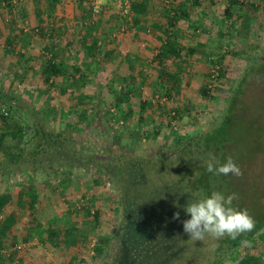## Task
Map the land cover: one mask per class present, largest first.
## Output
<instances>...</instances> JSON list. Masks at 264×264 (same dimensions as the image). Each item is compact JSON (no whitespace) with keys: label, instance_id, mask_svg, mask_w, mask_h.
<instances>
[{"label":"trees","instance_id":"16d2710c","mask_svg":"<svg viewBox=\"0 0 264 264\" xmlns=\"http://www.w3.org/2000/svg\"><path fill=\"white\" fill-rule=\"evenodd\" d=\"M32 1L36 5L35 13L40 27L38 33L40 36H45L43 28L45 20L52 18L60 5V0ZM83 1L85 2V0L79 1V4ZM204 1L185 0L175 4L172 0H130V14L125 16V21L131 27H135L137 32L147 30V27L142 24L146 23L149 15L151 16L155 11L156 17L149 29L152 32H158L164 38L158 52L152 58V62L155 63L153 67L159 72L162 71L166 60H180L195 54V50L188 47L191 44L184 46L178 43L174 31L175 20L179 16H184L188 9L191 15L189 21L196 22L198 10ZM17 3H20L19 0H0V6L3 5L11 11ZM88 4L92 12V7L89 2ZM242 6L243 4H240L238 0L228 1L224 9V20H230L233 23L234 17L242 21L246 17L249 22L252 15L246 11L236 16V12L240 11ZM249 7H253L252 4ZM252 10L253 8L250 12ZM102 14L103 11L96 17ZM233 26L234 23L232 30ZM91 33L92 31L89 30L82 42L85 58H87L85 66H87V60L90 61L95 57L100 43L90 36ZM15 43L10 30L3 29L0 47L6 55L14 53ZM45 49L47 52L45 55H49V58L46 60L44 56L43 60L46 62L39 71L42 83L50 87L51 91L55 79H61V83L55 82L58 84V94L71 99V96L77 93L75 90L80 88V86L74 87L71 81H83L87 75L81 68L69 67L65 61L57 62L52 48L45 46ZM224 58L225 56L222 55L210 60L211 65L216 64L220 67L217 78L219 82L225 79L227 73L223 64ZM30 70L32 69L22 68L20 73L25 75ZM118 75L122 85L114 98V103L119 110L120 118L113 114L109 104L95 99L94 96H83L77 98L79 101L76 102L69 100L74 105L60 111L61 117L65 114L73 116L79 126L91 119L90 116L92 117L90 121L97 120L99 126L101 123L106 125L105 133L112 134V143L103 156H97L94 152L90 153L88 145L86 146L82 140L72 141L73 137L64 133L66 129L72 128L71 126L64 127V132L58 130L52 133L47 131L41 123L31 121L33 120L31 115H24L25 109L21 110L16 100L8 97L4 91H0V177L6 176L9 180L0 193V264H25V259L19 257L18 251L14 248L18 244H28L31 239L38 238L41 241L45 236L49 244L56 247L62 245L63 242L67 245L71 243V238L80 228L74 226L55 228L54 225L43 228L39 222L37 223L34 213L39 209L41 202L39 194L43 190L36 188L39 187L38 181H40L37 176L45 174L47 177L46 180L44 179V185L49 186V174L55 175L54 179L59 185L57 190L62 193V191L65 192V186L71 179L67 171H72L75 167L93 169L96 179H102L103 176L108 178L112 184L111 190L116 192L110 207L102 211H92V215L90 213L97 227L103 226L107 230L112 228V225L114 226L119 220L120 209H122V224L119 230L112 235L115 240L112 243H115L116 248L110 245L106 249L103 245L111 243L109 237L105 238L102 243L93 245L92 250H87L93 252L91 258L94 262L98 264H226L228 260H231L235 264H257L256 261L253 262L255 258L250 256L239 257L245 248L241 241L247 240L252 243L256 237L259 242V245L255 247L258 262L264 263V231H262L264 230V219H260L255 229L248 235L240 236L236 240L225 236L219 240L206 237L203 241H194L183 232L182 226V221L190 218L184 212V207L188 202L210 195L214 190L221 191L225 195L235 193L237 196V191L233 192L237 176L210 173L206 169V162L214 157L220 163H224L227 157L231 156L237 163V155L233 153L232 148L236 145V138L239 135L238 122L244 120L242 115L244 103L240 99L244 90L241 88V82L231 95L224 117L217 125L202 130L192 138L175 139L172 145L167 144L163 146L164 148L162 147L166 150H163L161 146L160 148L150 147L148 152L146 144L149 145L150 142L155 141L160 130L157 124H155L158 128L156 131L155 129L149 130L146 126L151 101L137 99L138 104L130 102L132 95L137 96L134 85L129 84L131 80H135L132 55L126 54ZM178 77L179 75L170 74V79L174 84L179 83L175 82L180 79ZM210 77L211 73L207 71L206 84L201 89L203 96H207L211 91L208 88L211 83ZM169 92L163 93V96L169 99L171 97ZM151 96L155 97V93L152 92ZM17 101L22 102L20 99ZM239 111L240 115L236 113ZM17 112L21 114L14 119V114ZM136 114L137 118L134 119ZM49 115L55 117L56 111L49 110L44 118L47 119ZM170 119H167L168 129L172 128ZM176 120L178 121L179 118L177 117ZM120 122L123 126L119 131L115 125ZM252 123L253 121L251 125ZM124 140L125 150L122 147ZM243 143L248 145V137L243 139ZM121 149L123 152H120ZM78 150L81 155L76 158ZM56 170H63V173L57 174ZM24 174L27 176L26 179L23 177ZM15 175L19 179L16 183L18 188L10 183ZM161 195L163 200L157 197ZM155 197H157L156 200H154ZM236 200L238 202L240 198L237 197ZM15 208L28 210V214L32 216L31 222L35 221L36 224L26 227L22 223V218L18 217ZM176 212L180 213L179 220L174 219ZM24 223L28 224L26 221ZM84 236L85 239L80 240L82 248L79 250V256L83 253L84 246L88 248L91 245L86 240L87 235ZM106 250L113 256L110 258L106 256ZM86 258H80V261H86Z\"/></svg>","mask_w":264,"mask_h":264},{"label":"rangeland","instance_id":"374dc122","mask_svg":"<svg viewBox=\"0 0 264 264\" xmlns=\"http://www.w3.org/2000/svg\"><path fill=\"white\" fill-rule=\"evenodd\" d=\"M79 1L81 0H60V5L52 18L45 20L43 26L45 36H40L38 33L40 27L35 13L36 5L32 0L26 2L19 0L20 3H17L12 11L3 5L0 6V38L2 30L6 29L10 30V35L16 42V48L11 55H6L0 47V91H4L8 97L16 100L21 110L25 109L23 114L31 115L33 119L31 121L41 123L47 131L52 133L58 130L64 132V127L71 126L72 128L66 129L64 133L73 137L72 141L82 140L86 146L88 145L90 153L94 152L97 156H103L112 143V134L108 131L107 134L105 133L106 125L101 123V127L97 120L90 121L92 119L90 116L91 119L79 126L73 116L65 114L61 117L60 111L73 106L74 103L70 102L79 101L80 97L94 96L95 99L109 104L113 114L120 118L114 98L122 85L118 71L127 52L132 55L133 78H135L129 84L134 85L138 96L132 95L130 102L138 104V100L151 101L146 126L149 130L156 131L158 128L155 124H157L160 130L155 141L150 142L149 145L146 144L148 152L150 147L160 148L161 146L162 148L167 144L172 145L175 139L186 140L210 126L217 125L224 117L231 95L241 82V88L244 90L240 98L244 103L242 113L244 120L238 122L239 135L232 150L237 155L236 162L243 174L234 181L233 192L237 191V197L240 200L237 202L235 199L233 206L238 209H247L257 225L260 219H264V0H238L243 6L237 14L246 11L254 20L249 38L238 36L236 26H233L232 30V24L237 25L238 22L236 17L233 18V23L230 20H224L225 5L230 0H205L198 11L202 26L194 27L200 28L199 32L196 33L193 28L187 29L191 44L197 47L194 55L182 61L188 63L190 73L184 74L185 76L180 79L178 77L180 82L175 84L172 83L170 74L179 72L178 65L181 63L166 60L162 71L159 72L153 67L155 63L152 62L151 51H142L143 48L141 50L139 46L138 37L150 36L154 32L138 31L137 33L135 27H131L125 21L122 10L111 1H103V14L100 17L92 14L86 0L82 4H79ZM180 1L183 2V0ZM172 2L177 4L179 0H172ZM250 4L253 7H249ZM127 20H129L128 17ZM89 30L92 31L90 36L100 43L95 57L90 61L87 60V66H85L87 58H85L82 42ZM69 44L72 46L70 45L67 49ZM45 46L52 48L57 62L65 61L69 67L81 68L87 75L83 81H71L74 87L80 86L71 99L58 94L57 85L61 83V79H55L51 91L50 87L44 85L40 79L39 71L46 62L43 60L44 56L46 60L49 58V55H45L47 53ZM222 55L225 56L223 64L227 70L226 77L223 81H218L214 85V90L207 96H203L201 89L206 84V73L211 67L210 60ZM22 68L32 70L21 75ZM170 86L173 87L170 88ZM166 90L170 91V102L161 104L158 100L165 98L163 93L167 92ZM152 92L155 93V97L151 96ZM18 99L22 102L17 101ZM49 110H55L57 116L55 117L58 119L50 115L45 119V113L48 115ZM173 110L177 112L179 118L176 122L177 130L174 132L166 125ZM236 113L240 115V111ZM19 114L21 112L15 113L13 118L17 119L16 116ZM135 118L137 114L134 115ZM133 122L135 123V120ZM115 126L120 131L123 123L120 122ZM246 137L249 140L248 145L243 143ZM122 144L125 150V140ZM120 152H123L122 149ZM80 155L78 150L75 157L79 158ZM56 172L61 174L63 170H56ZM67 173L71 175V179L65 186V192L62 191V193L57 190L59 185L54 179L55 175L49 174V186L44 185L47 177L45 174L37 176L40 181H38L39 187L36 188L43 190L39 194L41 199L39 209L34 214L37 223L39 222L43 228L54 225L55 228L74 226L80 229L68 245L63 242L58 247L53 246L49 244L45 236L41 241L37 238L31 239L25 245L18 244L14 250L18 251L19 257L25 259V264H98L91 258L93 252L87 249L102 243L107 237L111 243L103 242L106 249L110 245L116 248L115 243H112L115 241L112 235L122 224V209H120L119 220L114 226L112 225V228L110 227L111 229L109 228L111 231L103 226L97 227L91 219L92 211H102L110 207L116 193L111 190V181L104 176L102 179H96L93 169L87 170L84 167L81 169L75 167ZM23 177L26 179V174ZM7 181H9L8 177H0V193ZM18 181L15 175L10 183L17 186ZM157 197L163 200L162 195ZM73 210L74 213H72ZM16 212L26 227L36 224L35 221L31 222L32 216L28 214V210L18 208ZM25 221L28 224H25ZM81 234L87 235L86 240L91 245L88 248L84 246L83 253L79 256V250L82 248L81 241L85 239L84 235L80 236ZM257 245H259L258 238L255 237L252 243L245 245L239 257L250 256L255 258L253 262L264 264L258 262V253L255 249ZM105 252L109 258L113 256L108 254L107 250ZM87 255L88 258H86ZM83 257L86 261H80ZM226 264L235 263L228 260Z\"/></svg>","mask_w":264,"mask_h":264},{"label":"clouds","instance_id":"9594fccd","mask_svg":"<svg viewBox=\"0 0 264 264\" xmlns=\"http://www.w3.org/2000/svg\"><path fill=\"white\" fill-rule=\"evenodd\" d=\"M206 169L215 175L241 176L242 170L231 156L226 162L220 163L214 157L206 162ZM237 199L235 193L227 194L212 191L201 199L188 202L184 212L190 217L182 221L183 232L194 241H203L206 237L215 240L225 236L236 240L245 233L252 232L256 227L254 217L247 209L233 206ZM174 219H180V213L174 214ZM241 244L248 245L250 241L242 240Z\"/></svg>","mask_w":264,"mask_h":264},{"label":"crops","instance_id":"0c3cea01","mask_svg":"<svg viewBox=\"0 0 264 264\" xmlns=\"http://www.w3.org/2000/svg\"><path fill=\"white\" fill-rule=\"evenodd\" d=\"M183 1H185V0H183ZM180 2L181 1L179 0V3ZM184 11H185V9H184ZM198 14H197V16L195 18L196 22H194L193 20L191 22L189 21V17L191 15H189L188 9H186V14L184 16H179L178 18H176V20H175V29L174 30H175V36L178 38V40H177L178 43H180L182 45H184V44L187 45V43H188V45L191 44V42L189 40L190 39V35H188V30L187 29L189 28V29L192 30V28H193V31H195L196 33H197V31L199 32L200 28L194 30L195 25L202 26V24L200 23L202 21L201 15L200 14L198 15ZM236 14H237V12H236ZM155 15H156L155 11H153L151 16L148 17L147 22L142 24V26L147 27L146 33L150 32L149 26H151V24L153 23L154 18L156 17ZM150 17H151V19H149ZM253 21L254 20L252 18L248 22L246 17H244L243 21L238 19L237 25L234 24V26L237 27L238 36L241 35L240 37H242V38H249L250 37V33H251V28H252ZM192 22H194L193 25H192ZM182 28L185 29V30H183ZM138 38H139L138 43H139V46H140L141 50H142V48H143L142 51L150 50L151 53L153 54V56L156 55V53L158 52V50H159V48L161 46L162 41L164 40V38H162V36L160 34L155 33V32L152 33V35H150V36H146L145 35V36L138 37ZM186 45H184V46H186ZM188 47H191L192 49L195 50V52H197V50H196L197 47L195 48V46H193L192 44L190 46H188ZM132 53H133V51H132ZM126 54L128 55L129 52H127ZM126 54H125V56H126ZM186 60H187L186 57L182 58L180 60H175V61H177L178 63H181V64L178 65V67H180V71L179 72H175L174 74L179 75V77H181V78L185 76L184 74L190 73L189 70H188V67H189L188 63L187 62H185V63L182 62V61H186ZM171 61H174V60L171 59ZM178 82H180V80H178Z\"/></svg>","mask_w":264,"mask_h":264},{"label":"built area","instance_id":"2783aa9c","mask_svg":"<svg viewBox=\"0 0 264 264\" xmlns=\"http://www.w3.org/2000/svg\"><path fill=\"white\" fill-rule=\"evenodd\" d=\"M103 1L105 0H88V2L90 3L91 5V9H92V14L94 16H97L98 14H100L102 11H103V7H102V4H103ZM108 1H111L113 4H115L119 9L122 10L123 14L125 16H129L130 14V0H108ZM211 60H214L213 58ZM219 69L220 67L218 65H211L209 71L211 73V83L208 85V88L211 89V91L214 90V85L218 82V76H219ZM157 100V98H156ZM158 102H160L161 104H163L164 102H170L169 99L167 97L165 98H162L161 100H158ZM171 117L170 119V124L172 125V131H176L177 130V125H176V122H177V117H178V114L177 112H175V110H173L171 112V114L169 115ZM175 116V117H174ZM172 117H174V119H172Z\"/></svg>","mask_w":264,"mask_h":264}]
</instances>
